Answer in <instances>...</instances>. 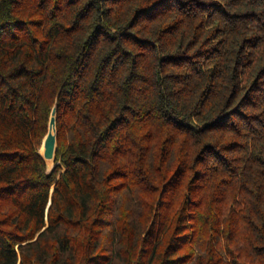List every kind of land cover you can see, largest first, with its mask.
Here are the masks:
<instances>
[{
    "label": "trees",
    "instance_id": "trees-1",
    "mask_svg": "<svg viewBox=\"0 0 264 264\" xmlns=\"http://www.w3.org/2000/svg\"><path fill=\"white\" fill-rule=\"evenodd\" d=\"M0 264H264V0H0Z\"/></svg>",
    "mask_w": 264,
    "mask_h": 264
},
{
    "label": "water",
    "instance_id": "water-1",
    "mask_svg": "<svg viewBox=\"0 0 264 264\" xmlns=\"http://www.w3.org/2000/svg\"><path fill=\"white\" fill-rule=\"evenodd\" d=\"M57 110L56 108L53 110L52 118L49 124V133L45 138L42 147L44 146L45 152L42 155L44 160L47 163V160H54L56 159V152H57V117H56ZM54 130V131H53Z\"/></svg>",
    "mask_w": 264,
    "mask_h": 264
},
{
    "label": "rangeland",
    "instance_id": "rangeland-1",
    "mask_svg": "<svg viewBox=\"0 0 264 264\" xmlns=\"http://www.w3.org/2000/svg\"><path fill=\"white\" fill-rule=\"evenodd\" d=\"M44 152H45V148H44V146H43V147L41 148V154L43 155ZM47 164H48L50 170H53V169H54V167H55V162H54V160H47Z\"/></svg>",
    "mask_w": 264,
    "mask_h": 264
}]
</instances>
